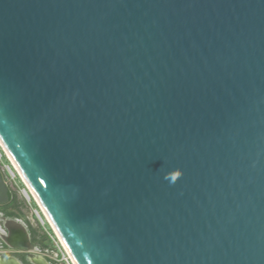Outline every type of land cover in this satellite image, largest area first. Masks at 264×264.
Returning <instances> with one entry per match:
<instances>
[{
  "label": "water",
  "instance_id": "obj_1",
  "mask_svg": "<svg viewBox=\"0 0 264 264\" xmlns=\"http://www.w3.org/2000/svg\"><path fill=\"white\" fill-rule=\"evenodd\" d=\"M0 147L76 264H264V0H0Z\"/></svg>",
  "mask_w": 264,
  "mask_h": 264
},
{
  "label": "flooded vegetation",
  "instance_id": "obj_2",
  "mask_svg": "<svg viewBox=\"0 0 264 264\" xmlns=\"http://www.w3.org/2000/svg\"><path fill=\"white\" fill-rule=\"evenodd\" d=\"M0 173L7 186L0 201V264H67L1 165Z\"/></svg>",
  "mask_w": 264,
  "mask_h": 264
},
{
  "label": "built area",
  "instance_id": "obj_3",
  "mask_svg": "<svg viewBox=\"0 0 264 264\" xmlns=\"http://www.w3.org/2000/svg\"><path fill=\"white\" fill-rule=\"evenodd\" d=\"M3 156L8 160V163H3L2 162V158ZM0 160L2 162V166H3V171L5 172V174L7 175V177L13 181L15 184H17V179L20 180L23 184V187H18V189L20 190L22 197H24L25 199H27V201H29V203L32 201L35 202L36 204V200L33 197L30 189L28 188V186L24 183L21 175L19 174V172L17 171V169L15 168V166L13 165V163L10 161L9 157L7 156L6 152L2 149V147H0ZM18 186V185H17ZM37 206V204H36ZM33 214L35 215L37 221L40 223V225L44 226L45 223L49 225V222L47 220V218L45 217L44 213L42 212L41 208H39L37 206V208H33L32 209ZM51 229V228H50ZM52 230V229H51ZM53 233V232H52ZM54 235V234H53ZM55 244L58 245V249L60 251V257L61 259L66 262L67 264H73L72 260L70 259L69 255L67 254V252L65 251L63 245L60 243V241L55 237Z\"/></svg>",
  "mask_w": 264,
  "mask_h": 264
},
{
  "label": "bare ground",
  "instance_id": "obj_4",
  "mask_svg": "<svg viewBox=\"0 0 264 264\" xmlns=\"http://www.w3.org/2000/svg\"><path fill=\"white\" fill-rule=\"evenodd\" d=\"M1 145H2V144H1ZM5 151H6V150H5ZM6 153H7V151H6ZM7 156L10 158V160H11L12 163H13V165L15 166V168L17 169V171H18L19 174L21 175L23 181H24V182L27 184V186L29 187L28 183L26 182V180L24 179L23 175L20 173L19 169L17 168L15 162L12 160V158L10 157V155H9L8 153H7ZM29 189H30V188H29ZM30 191H31L33 197L35 198V200L37 201V203L39 204V206L41 207L42 212L44 213V215H45V217L47 218L48 222L50 223L51 227L53 228V230H54L55 234L57 235L59 241L62 243V245H63L64 248L66 249V247H65V245H64V242H63L62 238L60 237V235H59L57 229H56L55 226L53 225V223H52L51 219L49 218V216L47 215L46 211L44 210V208H43L42 205L40 204L38 198L36 197V195L34 194V192H33L31 189H30ZM66 250H67V249H66ZM67 253L69 254V257H70V259L72 260L73 264H76L75 261H74V259H72L70 253H69L68 251H67Z\"/></svg>",
  "mask_w": 264,
  "mask_h": 264
},
{
  "label": "trees",
  "instance_id": "obj_5",
  "mask_svg": "<svg viewBox=\"0 0 264 264\" xmlns=\"http://www.w3.org/2000/svg\"><path fill=\"white\" fill-rule=\"evenodd\" d=\"M2 162H3V163H8V160L3 156V158H2ZM18 182H19V184H17L18 187H19V188H20V187H23L22 182H21L20 180L17 179V183H18ZM30 205H31L32 208H37L35 202L32 201V200H31V202H30ZM43 227L45 228V230H46V232H47L48 239L50 240L51 243H53V245L55 246L56 250L59 251V249H58V248H59L58 245L55 244V238H54V235H53V233H52V230L50 229V227H49L48 224H46V223H45V225H44ZM59 252H60V251H59ZM59 254H60V253H59Z\"/></svg>",
  "mask_w": 264,
  "mask_h": 264
},
{
  "label": "rangeland",
  "instance_id": "obj_6",
  "mask_svg": "<svg viewBox=\"0 0 264 264\" xmlns=\"http://www.w3.org/2000/svg\"><path fill=\"white\" fill-rule=\"evenodd\" d=\"M0 165L2 166V162H1V160H0ZM2 170H3V166H2ZM12 182H13V181H12ZM13 183H14V182H13ZM14 184H15V183H14ZM17 184H19V182H18ZM19 193H20V195L22 196L20 190H19ZM23 199H24L27 203H29V201H27V199H25L24 197H23Z\"/></svg>",
  "mask_w": 264,
  "mask_h": 264
}]
</instances>
